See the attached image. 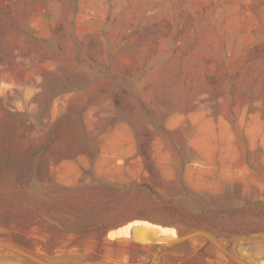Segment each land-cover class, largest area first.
Instances as JSON below:
<instances>
[{"label":"rangeland","instance_id":"374dc122","mask_svg":"<svg viewBox=\"0 0 264 264\" xmlns=\"http://www.w3.org/2000/svg\"><path fill=\"white\" fill-rule=\"evenodd\" d=\"M0 264H264V0H0Z\"/></svg>","mask_w":264,"mask_h":264}]
</instances>
